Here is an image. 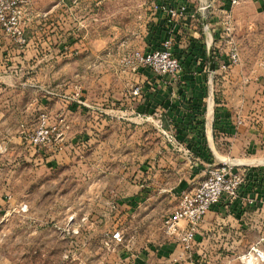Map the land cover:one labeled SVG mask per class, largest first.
<instances>
[{"label": "rangeland", "instance_id": "374dc122", "mask_svg": "<svg viewBox=\"0 0 264 264\" xmlns=\"http://www.w3.org/2000/svg\"><path fill=\"white\" fill-rule=\"evenodd\" d=\"M33 1L15 6L6 0L1 7L8 18H16L17 26L22 28L26 23V30L31 31ZM227 13L230 30L228 36L218 35L215 53L221 60L220 55H226L234 46L239 60L227 69L217 66V77L221 79L234 69L232 82H228L232 112L264 111V100L254 103L256 94L264 96V88L259 91L257 86L264 81V13H253L249 25L239 21L244 14L241 8L236 12L238 23L232 11ZM73 28L83 27L75 24ZM217 33L222 34L219 29ZM1 38L5 41L2 47L17 51L12 32L0 22ZM146 48L123 43L114 52L106 50L102 57L73 55L72 67L64 72V63L58 62L62 69L51 78L55 84L45 87L40 85L42 79L33 78L34 73L19 72L15 56L11 57L15 63L12 70L0 72V264H240V258L252 247L264 251V164L257 166L262 174L253 179L249 196L239 202L241 206L229 205L218 217L206 215L197 237L184 249L176 232L186 223L169 231L164 218L177 206L181 192L192 191L199 184L205 168L202 174L198 168L194 181L181 191L172 190L170 184L179 182L181 173H194L187 166L179 169L181 173L172 170L168 174L166 188L161 185L146 189V169L141 163L159 153L152 148H159L161 140L150 134V126L145 128L144 123L136 122L138 128L131 126L130 135L128 129L116 127L114 136L113 129L97 132L98 121L90 119L94 130L82 132L85 116L93 118L97 109L83 105L80 85H90L86 94L95 100L98 91L94 82L101 75V80H108L112 73L123 74L114 66L123 65L130 51ZM100 63L111 69L110 73L84 68ZM245 69L249 70L246 75L242 73ZM242 76L245 78L241 80ZM23 80L27 83L24 87ZM107 91L103 90L102 101L108 102ZM237 96H248L249 103L238 104L233 99ZM53 97L63 102L60 109L73 106L75 115L63 120L51 114ZM42 115L48 125L57 126L58 135L35 144L31 138ZM129 139L136 145H129ZM202 157L194 153L189 159Z\"/></svg>", "mask_w": 264, "mask_h": 264}, {"label": "crops", "instance_id": "0c3cea01", "mask_svg": "<svg viewBox=\"0 0 264 264\" xmlns=\"http://www.w3.org/2000/svg\"><path fill=\"white\" fill-rule=\"evenodd\" d=\"M162 1L184 7V15L172 27L174 46L182 62L178 75L175 78L170 75H157L149 67L142 65L114 66L116 72L123 74L112 73L108 80H101V75L94 82L98 91L95 100L86 94L90 85H80L83 105H91L97 109V113L92 115L93 118L85 116V125H82L81 130L87 134L94 130L90 127V119L98 121L95 126L97 132L113 129L114 136L117 135L114 131L116 127L123 131L128 129L127 135H130L131 126L134 130L138 128L136 122L144 123L145 128L150 126V134L160 136L161 140L159 148H152L159 153L141 163L146 169V189L161 185L166 188L167 184L164 183L168 174L172 170L180 172L179 169L187 166L194 173L191 170L186 176L180 172L179 182L169 183L174 191L186 188L198 175V168H201L202 174L206 164L210 163L203 158L190 160L194 153H203L212 162H226L234 170L246 173L238 197L230 204L222 201L212 206L206 214L218 217L224 215L229 205L231 208L238 204L241 206L239 202L245 201L249 196L253 179L262 174L259 171L254 172V168L264 164V111L232 112V96L228 85L232 82L231 71L234 69L221 79L217 77L219 60L214 49L217 37L220 36L217 32L218 29L221 31L224 14L229 10L233 12L235 23L244 20L245 24H251L253 13H264V0H239L233 9L230 8L231 0ZM154 3L155 0H34L33 19L29 22L33 29L26 30V23L22 27L24 43H18L12 35L18 45L17 51H14L9 46L2 47L5 41L0 39V72L12 70L15 63H12L11 57L15 56V66L19 72L34 73L33 78L42 79L40 85L45 87L55 84L56 81H51V78L57 70L62 69L60 62L64 63V72L67 67H72L73 55L102 57L106 50L107 53L114 52V48L123 43L132 47L138 45L144 50V46L148 48L150 43H156L169 29L164 13L155 9ZM238 7L244 11L239 21L236 15ZM75 24H80L83 28L74 29ZM73 40L78 42L72 43ZM103 65H86L84 68L96 69L102 74L110 73L111 69ZM243 72L246 75L249 70H242ZM242 78L245 77L242 76L241 80ZM236 81L241 88V83ZM26 84L23 80L21 85L24 87ZM257 86L262 91L264 81H259ZM105 89L108 90V102L101 98ZM135 89L137 93H133ZM233 99L241 105L249 103L248 96H237ZM258 100H264V96L256 94L254 103ZM52 101L55 104L51 114L56 118L67 120L75 115L73 106L68 110L67 107L60 109V103L63 102L56 97ZM128 144L136 145L130 139ZM203 222L204 220L197 231Z\"/></svg>", "mask_w": 264, "mask_h": 264}, {"label": "built area", "instance_id": "2783aa9c", "mask_svg": "<svg viewBox=\"0 0 264 264\" xmlns=\"http://www.w3.org/2000/svg\"><path fill=\"white\" fill-rule=\"evenodd\" d=\"M6 0H0V22L15 37L18 43H24L23 29L20 25L17 26L15 17L8 18L5 15L1 5ZM25 0H10L8 5H18V2ZM237 0H231L234 4ZM155 9H160L167 17V20L174 26L178 20L184 15V7L182 5L169 6L158 5L154 3ZM230 15L225 12L224 24L220 35L228 36L230 30ZM173 29H169V33L165 39L160 42L156 49L141 51H130L125 57L123 65L136 66L142 65L149 67L153 73L157 75H170L176 77L181 69V63L174 55V34ZM220 55L218 67L227 69L231 64H236L239 60L237 48L231 46L226 58ZM137 93V89L133 91ZM58 135V129L55 125H48L44 115L40 118V124L34 135L32 141L35 144L45 143L53 136ZM247 174L238 170L226 162H210L206 164L204 170V177L199 184L192 191H183L179 195L178 204L175 209L164 218V225L167 230L175 231L180 227L181 222L186 225L177 230L178 239L184 246V249L189 248L190 241L194 238L198 226L204 220L205 215L212 206L225 202L230 204L238 197L240 186L244 183ZM248 203L251 201L246 200ZM119 233L114 236L117 237ZM264 260V251L259 247H252L251 251L240 258V264H259ZM222 264V263H221Z\"/></svg>", "mask_w": 264, "mask_h": 264}, {"label": "trees", "instance_id": "16d2710c", "mask_svg": "<svg viewBox=\"0 0 264 264\" xmlns=\"http://www.w3.org/2000/svg\"><path fill=\"white\" fill-rule=\"evenodd\" d=\"M155 3H157L158 5H164V4H165V5H169V6H174L173 4H171V3H169V2H166V1H162V0H155ZM158 10L161 11L160 9H158ZM161 12H162V11H161ZM164 20H165L166 24L169 26V29H172L173 25L167 20V17H166V16H165ZM169 29H168V31H169ZM173 29H174V28H173ZM163 30L165 31V29H163ZM168 31H167V33L165 34V36H163V38H161V39H158V41H157L156 43H154V44H152V45H151V43H150V45H149V47L147 48L146 51L158 48L159 45H160V42H161L163 39H165V38L167 37V35H168ZM173 52H174V55H175V56L178 58V60L180 61V57H179V55H178V53H177V51H176V49H175V46H174V48H173ZM180 63L182 64L181 61H180ZM176 138H177V137H176ZM200 154H203V153H200ZM202 158H203L204 160H206V161L212 162V159H211L210 157H208V156L203 155ZM256 171H258V169H257ZM257 176H258V175H257Z\"/></svg>", "mask_w": 264, "mask_h": 264}]
</instances>
